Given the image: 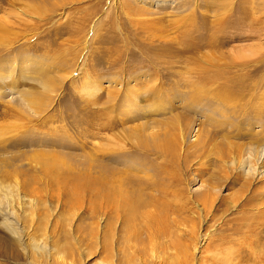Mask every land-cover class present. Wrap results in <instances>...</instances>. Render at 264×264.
Returning <instances> with one entry per match:
<instances>
[{"label":"rangeland","instance_id":"1","mask_svg":"<svg viewBox=\"0 0 264 264\" xmlns=\"http://www.w3.org/2000/svg\"><path fill=\"white\" fill-rule=\"evenodd\" d=\"M0 264H264V0H0Z\"/></svg>","mask_w":264,"mask_h":264},{"label":"bare ground","instance_id":"2","mask_svg":"<svg viewBox=\"0 0 264 264\" xmlns=\"http://www.w3.org/2000/svg\"><path fill=\"white\" fill-rule=\"evenodd\" d=\"M103 175H105V174H103ZM99 184L100 185H99V193L98 194H99V205H100L99 208L101 210V221L106 220V218H102V216H104V217L108 216L109 219L112 220V221H110L111 222L110 224L113 227L114 226L113 223L115 222V215L117 217H120L122 215L123 221H122V228L121 229L128 233L127 239L128 240L131 239L133 234H132L130 229H129V232L127 231L128 227L131 226V223L136 219V217H139L143 213V209H144L143 207H145V204H151L152 202L147 203L148 200H145V199H144L145 202L142 199H141L142 202H137V200L139 199L138 196L136 197L137 200H136V198H134V201H133L134 203L123 201V200L120 201V198L118 197L117 188L113 185L111 178L109 179L107 177V175L103 176L99 180ZM131 187L132 186H130V188ZM129 193H131V192H129ZM130 196H131V194H130ZM142 196L144 197L145 195H142ZM161 203L162 202H160V203L157 202V204H155L157 206L156 208L158 209V212H159V210H163V209H161V207H162ZM111 226H110V228H112ZM125 229H127V230H125ZM246 231H247V229H246ZM240 232H242V230H240ZM103 240H104V243H106L108 240L105 232L103 235ZM104 247H106V246H104ZM104 249H106V248H104Z\"/></svg>","mask_w":264,"mask_h":264}]
</instances>
